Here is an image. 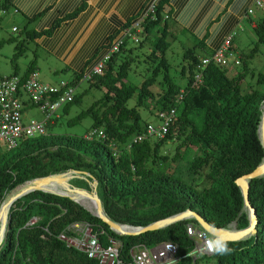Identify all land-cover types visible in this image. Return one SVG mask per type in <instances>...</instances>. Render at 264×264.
<instances>
[{"label": "trees", "instance_id": "trees-1", "mask_svg": "<svg viewBox=\"0 0 264 264\" xmlns=\"http://www.w3.org/2000/svg\"><path fill=\"white\" fill-rule=\"evenodd\" d=\"M162 1L156 19L145 21L144 31L163 20ZM10 2L1 0L0 8L7 9ZM261 16L253 30L257 42L264 44V13ZM148 36L143 33L137 44L140 46ZM168 47L164 31L153 36L148 56L155 59L156 68L138 85L126 81L129 59L113 69L112 64L124 47L112 55L104 73L93 78L90 86L103 88L102 96L68 122L90 114L89 129L102 130L103 137L87 139L83 135L46 133L24 139L14 149H0V205L12 189L27 180L75 169L88 172L97 182L102 207L117 223L145 226L190 208L215 227H226L235 220L237 228L246 227L248 213L235 180L251 172L264 157L257 134L264 92L249 85L243 87L249 67L239 54V68L232 75L209 63L200 70L199 81L194 80L196 72L188 75L183 86L165 75L166 87L153 93L149 89L153 76L161 66H168ZM16 48L20 52L21 45ZM193 50L185 49L183 56L189 58L190 69L195 67L197 71L200 60ZM28 70L24 76L35 71ZM79 76L70 83L78 82ZM258 81L264 82V75H259ZM146 97L154 99L157 112L175 109L174 122L162 137L144 136L147 125L141 127L139 107L144 106ZM77 100L74 97L70 103ZM68 104L63 111H67ZM175 138L178 141L170 155L162 148ZM193 145L195 152L189 148ZM181 148L186 163L183 168L172 166L181 158ZM89 182L82 178L73 180V184L85 189L90 188ZM248 198L256 212L257 232L229 243L234 249L231 254L202 255L193 263L187 255L193 242L185 227L190 223L198 225L194 218L140 234H120L67 196L33 191L16 199L9 209L0 264H98L58 238L77 222L89 224L103 246L108 245L110 238L118 239L119 258L124 264H129V250L134 245L153 247L162 242L178 247L179 258L169 264H199L203 258L213 259L215 264H264V176L250 181ZM81 200L87 201L86 207L93 211L91 201Z\"/></svg>", "mask_w": 264, "mask_h": 264}, {"label": "crops", "instance_id": "crops-1", "mask_svg": "<svg viewBox=\"0 0 264 264\" xmlns=\"http://www.w3.org/2000/svg\"><path fill=\"white\" fill-rule=\"evenodd\" d=\"M147 1L11 0L7 18L22 22L25 38L34 42V47L27 49L34 62L31 59L18 75L28 69L42 71L43 66L54 72L81 74L98 59L118 28L138 15ZM262 2L261 8L255 0H163L162 9L168 11L169 18L144 31V36L164 31L169 47L178 40L184 50L200 48L205 53L198 56H208L229 33L244 26V21L254 28L258 15L264 13ZM15 26L13 23L11 28ZM129 48L126 45L123 51Z\"/></svg>", "mask_w": 264, "mask_h": 264}, {"label": "built area", "instance_id": "built-area-1", "mask_svg": "<svg viewBox=\"0 0 264 264\" xmlns=\"http://www.w3.org/2000/svg\"><path fill=\"white\" fill-rule=\"evenodd\" d=\"M159 2L160 0H148L138 15L130 21H125L118 28L114 37L108 41L98 59L88 69L82 71L80 77L92 81L94 77L104 73L113 54L128 43L137 44L144 33L145 21L156 19ZM255 4L258 7H263L262 0H255ZM165 7L168 8L167 5ZM162 11V19H168V11L166 9ZM251 12L252 9L249 8L247 13ZM6 13V9L0 8V16L6 15ZM17 29L16 26L12 27L13 32H16ZM234 35V31L229 33L211 55L199 57L200 62L197 64V71L194 75L195 82L200 80V70L209 63L223 68L230 65L239 66L240 58L232 43ZM74 97L73 84L61 82L58 87L54 86L42 81L36 71H30L25 76L17 74L0 76V149L11 150L24 139L46 134L47 122H54L53 117H59L58 110L73 101ZM28 107H36L44 118L42 120L30 119L26 122L23 112ZM157 116L160 119V124L158 126L148 124L144 136H164L169 126L174 122L175 109L159 110ZM103 135L102 130L90 129L83 136L91 139L95 136L103 137ZM34 221L35 219L30 223ZM185 228L186 234L193 242V247L187 254L192 257L193 263L199 256L212 254L207 252L204 247L209 234L206 230L191 223L187 224ZM58 238L64 241L67 246L75 247L86 254L88 258L96 260L98 264H124L119 258L121 242L116 238H110L108 245L103 246L98 234L93 232L87 223L71 224L58 235ZM177 251V245L169 242H162L153 247L143 244L134 245L129 250V264H169L179 258Z\"/></svg>", "mask_w": 264, "mask_h": 264}, {"label": "rangeland", "instance_id": "rangeland-1", "mask_svg": "<svg viewBox=\"0 0 264 264\" xmlns=\"http://www.w3.org/2000/svg\"><path fill=\"white\" fill-rule=\"evenodd\" d=\"M258 11L259 8H257ZM259 17H262L258 15ZM258 17V18H259ZM15 23L19 26V31L13 32L11 26ZM22 22H13L11 19L7 18V15L0 16V76H6L10 74H21L24 69L28 66V63L33 59L32 52L27 50L34 47V42L25 38V31L22 26ZM16 26V27H17ZM151 39V40H149ZM153 36L147 37V39L142 40L141 45H133L128 43L127 45L131 47L129 50L117 54V57L112 64L113 69L118 66L121 61L129 59V67L127 68L126 81L131 82L135 85L140 84L144 79L152 76L153 70L156 68V61L151 56H148V49L152 45ZM20 44L19 49L16 45ZM173 46L166 49L165 60L167 62L166 67L161 66L157 75L153 76L154 80L150 85L149 89L153 93L160 91V88H165L164 76L168 75L173 82L177 84L184 85L187 82L188 75L194 74L196 72L195 67H189L187 62L189 58L183 56L184 49L180 46L178 40H175ZM234 50L243 55L244 60H246L249 67L248 73L244 78V88H248L247 85L252 88L259 89L264 92V82L258 81L259 75H264V44L257 42V37L253 28L244 21V26L237 28L235 35L233 37ZM18 53L16 57L12 58L15 53ZM193 52L198 54H203L200 48H195ZM249 52L252 55H249ZM144 53H147L146 56ZM144 54V55H143ZM23 63V65H22ZM22 65V66H21ZM239 66H227L224 70L227 74L235 72ZM16 71V73H14ZM38 73L39 78L47 83L54 84V86H59L61 82L70 83L73 79L74 73H69L66 71H51L48 70L46 66H43L42 71L39 69L35 70ZM75 76V75H74ZM91 81H87L79 78L78 82L73 84L74 94L78 99L72 103H69L67 111L62 109L58 110V118L53 117L54 122L48 123L46 125V133L59 134L66 133L77 136L84 135L88 130H90V125L92 123V117L90 114H85L81 116L78 121L68 122L70 119L74 118L79 112L85 110L89 105L102 96L103 88H98L97 86H90ZM157 95L153 97L156 98ZM133 104V100L129 101ZM139 112L141 116V127H145L148 124L158 126L160 124V119L157 116V109L154 106V99L151 97H146L144 99V106L139 107ZM23 118L26 122L30 119L42 120L44 118L43 114L36 107H28L23 112ZM177 138L172 141H167L163 146V150L170 155L174 153V146L177 143ZM191 152H195L196 146H189ZM181 158L172 163V166L178 164L180 168H183L186 163V156L183 155V148L180 149ZM188 153V151H187ZM190 153H188L189 155ZM75 186L76 183H74ZM80 185V184H79ZM19 186V185H18ZM17 186V187H18ZM82 186V185H80ZM79 187V186H77ZM16 188V187H15ZM199 264H215L213 259H200Z\"/></svg>", "mask_w": 264, "mask_h": 264}, {"label": "water", "instance_id": "water-1", "mask_svg": "<svg viewBox=\"0 0 264 264\" xmlns=\"http://www.w3.org/2000/svg\"><path fill=\"white\" fill-rule=\"evenodd\" d=\"M257 134L260 140V143L264 152V104L261 105V113L259 117V122L257 125ZM264 176V157L261 162L249 173H246L235 180V183L240 188L242 197H243V208L248 213V225L244 228L236 227V220L230 223L226 227H215L208 223L198 212L187 208L186 210L170 215L168 217L156 220L151 222L145 226H130L125 224H120L112 220L105 213L101 200L97 194V182L92 179L90 174L86 171L82 170H66L59 173L49 174L42 177H35L30 180L25 181L30 182L31 184L17 193L15 196L11 197L6 205L5 212H3V216L0 219V246L3 243L6 227L9 221V209L12 203L30 192L33 191H42L54 193L61 196H67L71 200L79 203L84 208H86L91 214L97 216L100 220H102L108 227L120 234H140L149 230H157L164 228L170 224L175 222L194 218L197 224L206 230L208 233L212 228L217 230V234L223 236L225 239L235 242L250 235H254L257 232L256 226L258 224L256 218L255 209L251 206L249 198H248V189L249 183L252 179L263 177ZM76 178H82L84 180H90L89 189H85L82 187H77L73 184V180ZM22 183V184H24ZM21 184V185H22ZM81 198L89 199L94 205L95 211H91L88 207H86L82 202ZM3 203V202H2ZM2 203L0 205V213L2 211Z\"/></svg>", "mask_w": 264, "mask_h": 264}, {"label": "clouds", "instance_id": "clouds-1", "mask_svg": "<svg viewBox=\"0 0 264 264\" xmlns=\"http://www.w3.org/2000/svg\"><path fill=\"white\" fill-rule=\"evenodd\" d=\"M234 74L231 73L230 75ZM72 84V83H71ZM229 243L231 241L225 239L223 236L217 234V230L215 228H212L209 231L208 239L205 241V249L207 252L224 256L231 254L234 249L229 247ZM171 248V246H169Z\"/></svg>", "mask_w": 264, "mask_h": 264}, {"label": "bare ground", "instance_id": "bare-ground-1", "mask_svg": "<svg viewBox=\"0 0 264 264\" xmlns=\"http://www.w3.org/2000/svg\"><path fill=\"white\" fill-rule=\"evenodd\" d=\"M31 183L30 182H26V183H24V184H22V185H20V186H18V187H16L15 189H12L7 195H6V197H5V199H4V201H3V203H2V211H1V213H0V219L2 218V216H3V212H5L6 210V208H5V205H6V203H7V201L11 198V197H13V196H15L17 193H19L20 191H22L23 189H25V188H27L29 185H30ZM84 199V198H83ZM81 200V199H80ZM89 200V199H88ZM90 201V200H89ZM81 202L86 206V204H87V201H82L81 200ZM92 203V202H91ZM94 206V205H93ZM95 211V208H93V212Z\"/></svg>", "mask_w": 264, "mask_h": 264}]
</instances>
